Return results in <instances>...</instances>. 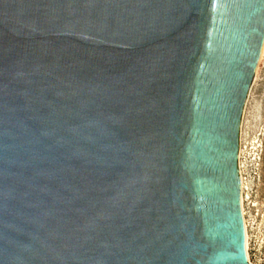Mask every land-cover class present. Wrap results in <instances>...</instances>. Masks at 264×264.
I'll use <instances>...</instances> for the list:
<instances>
[{"label": "water", "instance_id": "95a60500", "mask_svg": "<svg viewBox=\"0 0 264 264\" xmlns=\"http://www.w3.org/2000/svg\"><path fill=\"white\" fill-rule=\"evenodd\" d=\"M263 39L264 0H0V264H248Z\"/></svg>", "mask_w": 264, "mask_h": 264}, {"label": "rangeland", "instance_id": "374dc122", "mask_svg": "<svg viewBox=\"0 0 264 264\" xmlns=\"http://www.w3.org/2000/svg\"><path fill=\"white\" fill-rule=\"evenodd\" d=\"M257 67V76L255 78L254 74L243 108L240 130L242 128L245 162L243 177L248 193L244 206L249 223V254L253 263L264 264V56ZM252 137L256 146L246 153Z\"/></svg>", "mask_w": 264, "mask_h": 264}, {"label": "bare ground", "instance_id": "6f19581e", "mask_svg": "<svg viewBox=\"0 0 264 264\" xmlns=\"http://www.w3.org/2000/svg\"><path fill=\"white\" fill-rule=\"evenodd\" d=\"M263 56H264V39H263V44L261 47L260 56L258 59L259 64L261 63ZM257 71H258V67L255 69V78L257 76ZM242 140H243V132L241 128L240 143H239V150H238V170H239V177H240V207H241V214H242L243 225H244V250H245V256L247 258L248 264H255L251 261L250 254H249V239H250L249 223L247 220V215H246L245 206H244V201L248 193L246 192L247 183L245 181V178L243 177V167L245 166V162L243 160L244 147H243ZM255 146H256V143H255L254 137H252V142H250V146L248 148L246 147V153L248 152V150L249 152L250 150H254Z\"/></svg>", "mask_w": 264, "mask_h": 264}]
</instances>
